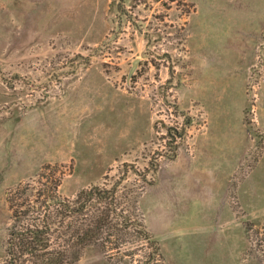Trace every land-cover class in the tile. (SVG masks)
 <instances>
[{
  "label": "rangeland",
  "instance_id": "rangeland-1",
  "mask_svg": "<svg viewBox=\"0 0 264 264\" xmlns=\"http://www.w3.org/2000/svg\"><path fill=\"white\" fill-rule=\"evenodd\" d=\"M111 1L0 0V264L19 184L51 164L72 197L125 163L163 264H264V0Z\"/></svg>",
  "mask_w": 264,
  "mask_h": 264
},
{
  "label": "trees",
  "instance_id": "trees-1",
  "mask_svg": "<svg viewBox=\"0 0 264 264\" xmlns=\"http://www.w3.org/2000/svg\"><path fill=\"white\" fill-rule=\"evenodd\" d=\"M155 2L167 9L173 4L188 5V0H112L111 7L121 19L134 21L132 9L141 4L152 9ZM190 12L188 9L187 15ZM137 28L146 35L142 26ZM189 119L187 116V124ZM186 133L185 127L168 128L174 137L184 138ZM56 168L46 165L34 179L9 193L11 223L3 264H75L89 246H98L104 254L120 259L139 255L138 264H163L159 242L140 211L145 186L128 180V163L118 178L107 175L105 182L82 188L72 197L60 192L63 178ZM141 180L152 183L147 174Z\"/></svg>",
  "mask_w": 264,
  "mask_h": 264
},
{
  "label": "water",
  "instance_id": "water-1",
  "mask_svg": "<svg viewBox=\"0 0 264 264\" xmlns=\"http://www.w3.org/2000/svg\"><path fill=\"white\" fill-rule=\"evenodd\" d=\"M140 61L141 59L140 58H136L135 60H133L132 62V66L128 72V75H127V84L130 85V81L133 77V75L135 74L139 64H140Z\"/></svg>",
  "mask_w": 264,
  "mask_h": 264
}]
</instances>
